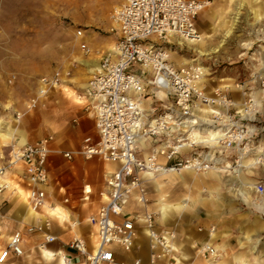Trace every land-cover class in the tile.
Listing matches in <instances>:
<instances>
[{"label":"built area","instance_id":"1","mask_svg":"<svg viewBox=\"0 0 264 264\" xmlns=\"http://www.w3.org/2000/svg\"><path fill=\"white\" fill-rule=\"evenodd\" d=\"M207 4L206 0H126L113 12L118 32L114 47L102 56L98 71L78 94L85 100L83 110L93 119L94 134L84 136L76 151L53 148L52 135L0 146V222L6 217L9 196L20 194L32 217L23 231L11 234L0 252V264L9 256H23L26 234L38 235L42 248L55 241L51 231L61 214L49 202L54 156L65 163L80 157L115 166L99 192L100 206L84 225L70 213L62 218L72 233L68 249L80 257L79 261L65 258L69 264H189L182 237L160 224V213L130 209L149 204L152 177L185 169L196 173L223 166L234 169L241 151L254 147L258 112L249 88L218 78L217 85L209 86L210 67L199 60L203 56L177 65L167 48L173 37L199 38L196 18ZM76 37L81 38L82 32L77 31ZM80 49L88 53L84 44ZM69 75L55 71L41 77L26 110L36 109L51 90L70 87ZM235 92L240 99L232 97ZM158 93H164V98L158 99ZM14 116L16 120L21 117L19 113ZM209 132L217 136L213 141L197 140V135L205 139ZM54 184L62 204H69V194L58 186L61 183L55 180ZM254 191L264 195V186L257 183ZM80 226L93 230L94 251L90 252L86 238L74 234ZM196 232L205 234V240L193 241L191 248L204 260L218 258L217 241L212 240L216 226H197ZM143 239L146 262L141 253Z\"/></svg>","mask_w":264,"mask_h":264},{"label":"rangeland","instance_id":"2","mask_svg":"<svg viewBox=\"0 0 264 264\" xmlns=\"http://www.w3.org/2000/svg\"><path fill=\"white\" fill-rule=\"evenodd\" d=\"M125 1L0 0V125L22 130L27 139L26 142H33L52 135L58 144L64 145L63 147L69 149L68 146L72 145L78 150L82 138L93 133V120L87 117L83 106H74L72 98H65L68 96L63 92V87L51 90L46 99L39 100L36 109L27 111L26 106L29 100L36 95L38 80L55 71H59L63 76L69 72L70 80H77V83L69 84L71 87L69 91L81 92L80 83L86 84L91 76L87 77V68L79 61L97 59L99 65L102 56L111 51L118 39L117 27L113 20L114 8L118 9ZM206 1L209 5H206L196 18L199 35H211L214 32V23L206 18L205 10L221 13L223 16L233 8V13L239 11L233 35L227 40L226 45L216 56H203L199 60L204 66L210 67L206 80L209 86L217 85L218 81L215 78H218L229 85L241 83L246 89L249 88L248 93L252 96L255 94L260 96V106L256 107L258 112L255 122L257 132L253 140V145L256 146L264 138V87L261 86V80L264 79V67L261 64L260 55L257 53L264 47V0H245L239 10L233 6L235 0ZM77 31L82 32L81 38L76 37ZM88 36L90 39L86 38ZM219 38V36L210 39L203 38L197 47H201L200 49L214 47ZM80 44L87 47V54L80 49ZM167 48L174 52L170 55L177 64L183 59L190 61L198 55L191 48L178 46L175 41ZM232 97L240 99L236 92L232 94ZM15 113L21 115L19 120H16ZM77 118V122L73 123V120ZM51 122H54L53 127ZM15 139L13 142L18 141L19 138ZM58 164H62L61 169L68 166L61 160H58ZM83 164L93 166L92 168L97 171L99 175L94 177L93 183L96 187H100L102 184L100 175L105 171V163L93 159L83 161ZM263 166L264 159L256 166L254 178L256 184L264 186ZM252 171L251 169L250 173ZM81 173H84L83 169ZM228 176L229 174L224 180L229 181ZM245 177L253 179L247 173ZM229 182H234V180ZM172 189L168 190L172 196L181 192L179 187L175 186ZM227 190L222 185L220 196H229ZM147 194L149 204H151L154 195L152 186L147 189ZM230 206L233 209L227 207L223 211L229 218H237V215H241L251 220L256 215L254 211L242 204L233 203ZM228 209L231 210V213ZM130 210L140 212V208L136 206L131 207ZM233 210L237 211L232 213ZM216 212L217 210L213 211V213ZM203 213L210 217L205 209L198 206L188 214L195 222L199 220V216L202 217ZM213 219L212 221L216 222V219ZM242 222L237 218L234 225L229 226L230 228H240ZM86 230L89 233L88 229ZM255 234V237L259 239L258 248L264 249V231L257 229ZM238 238L237 235H230L229 247L237 246ZM141 241L143 242L141 253H143L146 240ZM216 241L221 242L220 239H216ZM145 252L143 253L144 262H146ZM32 260L33 258L29 263L27 261L22 264H33Z\"/></svg>","mask_w":264,"mask_h":264},{"label":"bare ground","instance_id":"3","mask_svg":"<svg viewBox=\"0 0 264 264\" xmlns=\"http://www.w3.org/2000/svg\"><path fill=\"white\" fill-rule=\"evenodd\" d=\"M243 2H245V0H235V3L233 2V6L237 7V10H239V8L242 7ZM114 9L116 10V8ZM233 11L234 8L229 11V13H226V17V14L225 16H223V14L221 13H213L207 9L204 11V15L207 19H209V21L214 23L213 34L199 35V38L196 39V41L175 37H173L172 40L175 41L180 47L186 46L188 48L193 49L197 52L199 56H216L220 52V50L226 45L227 40H229L233 35V29L239 16V11H236L235 13H233ZM230 12L232 13L230 14ZM214 36L220 37L214 47H210L209 49L203 47V50L200 49L201 47H197V44L201 43L203 41V38L210 39ZM86 38L90 39V36ZM172 40L171 42H173ZM257 53L258 55H260V60H262L261 64L264 67V47H262V50ZM171 54H174V52H171ZM79 62L87 68L88 78L89 76H94L98 71L97 59L90 61L80 60ZM189 63L190 61H186L183 59L179 61L178 64H176L187 65ZM66 80L70 81V85L77 83L76 79L70 80V76ZM86 84L80 83L79 87L81 91L86 88ZM69 90L71 89L70 87H67V85L66 87H63V92L66 93V95L68 96L65 98H72V104L74 106H83L85 100L83 97L78 95L80 92L76 93L74 91ZM161 98H164V93H158V99ZM253 99L256 107H259L260 96L258 97V94H255L253 96ZM241 113L244 115V109L242 108ZM16 137L19 138L18 141H16L17 145H22L27 141L25 135H23L22 130L12 128L11 126L7 125H0V146L9 144L10 142L16 140ZM216 137L217 136L214 134V132H209L208 136L205 137V139L202 138L200 135L196 136L198 141H213ZM263 159L264 138L256 146L247 149L244 148L241 151L239 165L234 169L230 166L229 168L227 166H223L203 173H196L192 170L185 169L175 173L168 172L154 176L150 179V184L154 189L152 203L147 205H139L138 207L141 210H145L147 212L160 213L162 220L169 215L173 216L175 214L179 216L184 213H192L197 206L199 208L205 209L212 218H218L222 223V232H217L212 235V240H221L220 244L216 245V249L219 251L218 258L206 259L205 264H260V259L264 256V249L260 250L258 248L259 239L255 237V232H257V229H260V231H264V195H258L254 191V185L256 184L254 178L256 174L254 170ZM104 169L110 172L115 169V166L109 163H105ZM229 169L231 171H228ZM251 169L253 171L250 173ZM246 173L250 174L253 179L250 180L246 178ZM227 174H229V181L234 180V182L224 180L225 177L227 178ZM222 185H224L225 188L228 189L227 191L229 196H220ZM175 186L181 188V192L178 195L172 196L169 194L168 190L170 188L174 189ZM233 203L242 204L246 208L254 211L256 215L251 220L245 218V216L237 215V218L243 221L242 226L238 228L240 229V236L236 240L239 252L235 256L230 255L231 257H228L226 251L227 249H229L228 241L231 235L229 233V225H234V223L237 221V218H229L225 215L223 211L226 210L227 207H230L229 209H231L232 207L230 205H233ZM216 210L217 212L213 213V211ZM230 211L231 210H229V213H231ZM236 211L237 210H233L232 213H235ZM30 216L31 212L29 210H26L24 215L25 220H27V218H29ZM63 217L66 216L61 214V220ZM1 227L2 224L0 228ZM6 239L7 238L5 234L0 236V249L5 244ZM88 241V247L90 249V252L94 251L95 238L93 230H90V233L88 235ZM40 250L41 258L45 262V264H69L66 261L64 257V252L62 250H59L58 253H52L46 250L45 248H41ZM223 258H225L224 261ZM228 258L230 261H228Z\"/></svg>","mask_w":264,"mask_h":264},{"label":"crops","instance_id":"4","mask_svg":"<svg viewBox=\"0 0 264 264\" xmlns=\"http://www.w3.org/2000/svg\"><path fill=\"white\" fill-rule=\"evenodd\" d=\"M87 117L92 119L90 115H87ZM53 124L54 122H51V126ZM93 134H94V122H93V133L91 135ZM63 146L61 145V143L58 144L56 140L54 141L53 148L55 149H61L63 151L77 150L72 145L68 146L69 149ZM58 160L63 161L59 156H54L55 168L54 170L51 171V177L53 183L51 184V187L49 189L51 194L49 202L51 205H54L57 208L56 210L58 211L59 214L67 216L68 213H70V217H73L74 219L81 222L82 225H84L83 223L86 220V218L90 214L94 213L97 210V208L100 206L101 200L99 197V192L103 190L104 180L107 174L111 173L112 171L109 172L105 170L100 175L102 180L101 186L96 187V185L93 183L94 177L98 176L99 174L94 168H92L93 166L84 165L83 164L84 160L81 159L80 157H77L71 163H65L63 161L64 164H67L68 166L65 167L64 169H61L62 164H58ZM82 169L84 171L83 174L81 173ZM55 180H58L59 183H61L58 186H62L63 189L66 190L67 194H69L70 197L69 204L67 205L62 204L61 194L57 192V186H55L54 184ZM87 192L89 193L88 195ZM85 197L87 198L86 200ZM26 210L27 207L25 204L23 194H20L18 196H9V201L6 205V214H5L6 219H3L0 222V226L2 224V227L0 228V236L5 234L7 239L3 247L0 249V252L5 248L9 237L15 230L23 231L24 225L29 224L31 222L32 220L31 216L27 218V220H25L24 215ZM215 219L216 222H213L212 220L214 219L211 216L207 217V214L203 213L202 217L199 216V220L194 222L188 213H184L179 216L174 214L173 217L169 215L166 216L163 220L162 218H160L159 222L161 225L163 224L165 228L175 229L179 233V236L182 237L181 243L183 242L182 244L183 254L188 259L189 264H205L206 260H204L200 255L197 254V252L194 249L191 248V243L193 241L202 242L203 240H205V234L196 232L197 226L208 227L209 225L214 224L217 228V232L219 233L222 232L221 221L218 218ZM86 229H88L89 233L90 230L92 231V229L89 226H86V228L85 226H80L79 230L75 231L74 234L77 235L79 234L84 238H86L88 241L89 233H87ZM239 231L240 229L238 228H230L229 233L231 235L234 234L240 236ZM51 235L55 238V241L48 245H45L44 248L46 250L52 253H58L59 250H62L64 252L65 258L73 259L75 261L77 259L78 261L80 260L79 259L80 257L78 258L76 253L68 249L67 245L71 240L72 233L69 232L66 224L63 223L62 220L59 222L57 221L53 222ZM24 239L25 242L23 245V256L21 257L9 256L8 259L3 264H22L27 261H28L27 263H29L31 258H33L32 260L33 264H45V262L41 258V253H40L41 251L40 249L42 248L41 238L38 235L26 234L24 235ZM216 244L218 245L220 244V242H216ZM234 246H230L229 249H227L226 252L228 257H231L230 255L235 256L239 252L238 246L236 245ZM224 259L225 258H223V261ZM260 260H261L260 264H264V256ZM228 261H230L229 258ZM47 264H55V263H47ZM72 264H74V262Z\"/></svg>","mask_w":264,"mask_h":264}]
</instances>
